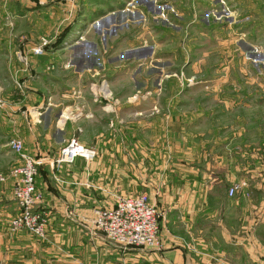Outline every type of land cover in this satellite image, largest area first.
<instances>
[{"label": "crops", "instance_id": "0c3cea01", "mask_svg": "<svg viewBox=\"0 0 264 264\" xmlns=\"http://www.w3.org/2000/svg\"><path fill=\"white\" fill-rule=\"evenodd\" d=\"M129 1L0 0V147L18 137L50 160L76 137L97 154L39 168L45 239L9 231L17 207L0 185V264H264V0ZM244 57L249 81L226 83L249 71ZM101 81L111 97L96 100ZM141 193L161 246L123 252L93 230V211Z\"/></svg>", "mask_w": 264, "mask_h": 264}, {"label": "built area", "instance_id": "2783aa9c", "mask_svg": "<svg viewBox=\"0 0 264 264\" xmlns=\"http://www.w3.org/2000/svg\"><path fill=\"white\" fill-rule=\"evenodd\" d=\"M139 7L141 4L137 0H130L126 4V8L130 10ZM50 44V40L42 37L30 52L34 56H41ZM189 83L193 84V78L188 80ZM15 84L18 89L23 88L21 82H15ZM90 92L96 100L111 97L110 90L104 81H101L99 86L91 84ZM1 105L0 101V107ZM82 111L81 106L75 107L74 110L65 109L58 122L63 123L81 116ZM7 147L17 158V164L9 168L7 173L0 172V185L11 182V196L17 207L15 215L8 221L9 231L17 233L26 230L36 238L45 239L46 220L37 212V208L42 203V194L36 187L39 168L50 162L56 169L63 164L72 163L77 158L92 161L97 157L96 151L82 145L76 137L70 138L50 160L27 154L23 141L18 137L10 138ZM240 189V185L234 184L229 188L228 196H234ZM160 218V213L155 204L150 201L149 196L141 193L136 196H118L112 207L95 209L90 223L93 230L107 242L125 252L131 249L160 248Z\"/></svg>", "mask_w": 264, "mask_h": 264}, {"label": "rangeland", "instance_id": "374dc122", "mask_svg": "<svg viewBox=\"0 0 264 264\" xmlns=\"http://www.w3.org/2000/svg\"><path fill=\"white\" fill-rule=\"evenodd\" d=\"M73 45V44H72ZM245 58V57H244ZM245 61H246V65H244L245 67V69H247V70H249V71H247L244 75L243 74H241L240 73V71H238V70H231V72H229V74L228 75H226V76H224L225 77V80H224V78H222V80H224V81H226V83L228 82V83H231V82H233L234 84H238V83H240V82H248L249 80V74H250V69L248 68V66H249V63L250 62H254V60H252V59H250V58H245ZM252 75V74H251ZM259 77H261V78H264V72L263 73H261V74H259L258 75ZM186 76L185 75H183V74H179L178 75V80H179V83L182 85H187L188 84V80H189V78H185ZM199 79H198V78ZM197 77H193V84H196L197 82L198 83H201V78H204L205 79V81L203 82L202 81V83H209V82H206V81H208V79H207V77L208 76H202V75H199V76H197ZM190 80H192V78H190ZM200 81V82H199ZM214 81V80H213ZM188 85H191L190 83L188 84ZM201 93V92H200ZM197 96H199V95H197ZM197 96H195V97H197ZM208 98H211V99H214V98H217L216 96H209ZM215 120H212V122H214ZM219 124L221 125V122L219 121ZM233 123H232V121L230 122V120H227V123H223L222 124V126H225V128L226 129H228L229 128V126L230 125H232ZM205 126H207V128L209 129V130H212V129H217V125H216V123H211L210 121H209V124L207 123ZM203 140V139H202ZM4 141L5 140H2V143H4ZM1 143V140H0V145H3ZM9 150V149H8ZM9 152H11L10 150H9ZM8 151H7V148L6 147H0V172H4V173H7L8 172V170L7 169H9V168H7V166L8 165H10V160H11V154L9 153ZM12 153V152H11ZM13 154V153H12ZM14 155V154H13ZM17 159V158H16ZM7 168V169H6ZM7 170V171H6ZM139 195V194H138ZM155 207H156V209H157V211L159 212V210H158V208H157V206L155 205ZM15 212V211H14ZM7 213H8V215H13V211H10V210H8L7 211ZM9 219V218H8ZM9 221V220H8Z\"/></svg>", "mask_w": 264, "mask_h": 264}, {"label": "trees", "instance_id": "16d2710c", "mask_svg": "<svg viewBox=\"0 0 264 264\" xmlns=\"http://www.w3.org/2000/svg\"><path fill=\"white\" fill-rule=\"evenodd\" d=\"M38 189V188H37ZM39 190V189H38Z\"/></svg>", "mask_w": 264, "mask_h": 264}]
</instances>
